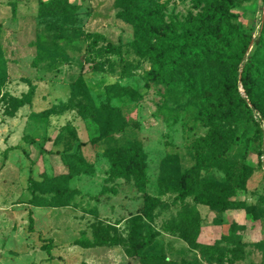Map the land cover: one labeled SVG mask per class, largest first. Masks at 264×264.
<instances>
[{"label":"rangeland","instance_id":"1","mask_svg":"<svg viewBox=\"0 0 264 264\" xmlns=\"http://www.w3.org/2000/svg\"><path fill=\"white\" fill-rule=\"evenodd\" d=\"M49 1L0 0V264H139L120 245L77 244L83 234L91 241L128 242L135 216L142 217L141 253L156 258L151 264H264V167L257 132L262 119L249 101L250 95L264 111V33L242 63L244 38L232 42L229 62L207 67L185 55L158 77L150 58L135 53V28L119 16V0H60L54 12L40 13V3ZM152 2L177 34L206 7L200 0ZM260 4L249 0L228 8L236 17L231 27L249 38ZM249 56L254 63L245 81L241 73ZM220 88L231 94L229 108L212 113L211 104L197 101L200 92ZM85 96L97 110L110 97L126 131L91 144L94 132L77 110L87 104ZM23 98L27 104L20 106L16 100ZM215 127L229 136L232 148L223 166L202 171L199 179L227 184L247 151L254 171L237 192L246 210L220 211L197 204L194 196L181 202L168 190L206 154L203 140ZM132 144L144 154V191L132 177L111 174L110 150ZM196 214L198 241L211 247L205 254L165 231L194 221ZM43 239L52 244L50 254Z\"/></svg>","mask_w":264,"mask_h":264},{"label":"trees","instance_id":"2","mask_svg":"<svg viewBox=\"0 0 264 264\" xmlns=\"http://www.w3.org/2000/svg\"><path fill=\"white\" fill-rule=\"evenodd\" d=\"M249 0H200L206 7L204 13L194 17L191 16L183 26L181 34H177L173 27H169L159 17L153 9L152 0H119L122 12L119 13L121 19L130 22L135 28V40L132 47L138 56L146 55L150 58L153 65V71L158 77L164 76L166 71L174 70L177 65L183 61L185 55H190L195 63L210 65H220L223 61L229 62L233 56L232 42L241 38L245 39L244 46L240 52V62L245 60L248 49L251 44L260 46L262 35L264 33V20L260 28L257 27L258 20H254V28L250 37L236 31L231 27V22L236 18L234 14L229 13L228 8H232L236 3H245ZM260 11L264 0H259ZM63 5L60 0H50L48 3H40V13L50 11L54 12L59 6ZM52 15H56L52 13ZM2 25L0 24V36ZM95 37L98 40L99 35L89 34V37ZM154 43H157L155 46ZM227 53V58L223 55ZM254 63V56L248 57V63L244 66L241 78L248 81L249 72ZM1 64V60H0ZM3 66V63L1 67ZM2 71V70H1ZM3 74V73H2ZM5 74V72H4ZM203 76L202 73L199 74ZM239 73L235 75L238 80ZM4 76H2V79ZM249 89V85L246 86ZM33 90H30L28 97L31 98ZM87 104L77 105L79 114L88 119L93 135L89 142L93 145L101 141H108L116 133L126 131L127 122L120 108H115L111 104V98L106 99V103L101 105L97 110L90 98L87 96ZM263 97V96H262ZM20 106L27 104L23 99L16 100ZM197 101L201 104H211V112L216 113L224 107L229 108L231 105V94H227L224 88L212 89L206 92H200ZM249 101L256 108L253 112L259 114L262 124L257 125V132L262 140L260 141L261 150L259 155L264 151V111L258 108V104L252 96L249 95ZM264 106V97L261 101ZM207 109V108H206ZM99 113L103 114L102 120L99 119ZM252 115V116H253ZM209 124L212 125V118L209 115ZM262 128V129H261ZM232 140L224 133L220 127L212 128L209 135L203 140L206 154L199 155L196 163L187 170L184 175L174 181L168 190L177 193V199L184 202L188 196H194L197 204L209 206L210 208L220 211L232 209H248V206L237 198V192L245 188L247 181L253 174V167L248 164L246 151L241 162L234 164L233 177L225 185L211 184L199 179L202 171L221 167L225 163V156L232 148ZM110 159L112 164L111 174L114 177H132L141 191H144L147 178L144 165V154L138 144H132L130 147L114 148L110 150ZM262 162V161H261ZM165 185L164 180L161 182ZM195 220H186L178 224L167 226L165 231L177 233L189 247L200 253H208L211 247L205 246L198 241L200 234V217L198 214ZM142 217L135 216L131 219V227L128 236V242H117L114 238L101 239L95 237L91 241L86 235H82L77 244L83 248L93 245L110 244L112 246L120 245L124 252L131 260H136L139 264H151L155 256L141 253L144 247L143 228L140 226ZM34 219L32 213H29V231L34 232ZM154 237V234H151ZM44 249L51 252L52 244L49 241L42 240ZM172 264V263H170Z\"/></svg>","mask_w":264,"mask_h":264},{"label":"built area","instance_id":"3","mask_svg":"<svg viewBox=\"0 0 264 264\" xmlns=\"http://www.w3.org/2000/svg\"><path fill=\"white\" fill-rule=\"evenodd\" d=\"M263 20H264V3L262 5V10L260 11V14H259L257 27L260 28V25H262ZM255 117H259L260 118L258 113L255 114ZM262 126L264 128V124ZM261 161H262V164H263V167H264V151H263V154L261 155Z\"/></svg>","mask_w":264,"mask_h":264}]
</instances>
